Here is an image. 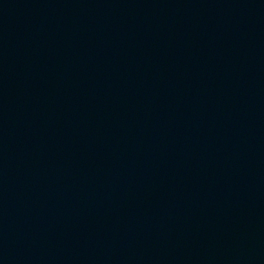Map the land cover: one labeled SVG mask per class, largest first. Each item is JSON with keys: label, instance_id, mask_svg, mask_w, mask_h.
Returning <instances> with one entry per match:
<instances>
[{"label": "water", "instance_id": "obj_1", "mask_svg": "<svg viewBox=\"0 0 264 264\" xmlns=\"http://www.w3.org/2000/svg\"><path fill=\"white\" fill-rule=\"evenodd\" d=\"M0 264H264V0H0Z\"/></svg>", "mask_w": 264, "mask_h": 264}]
</instances>
